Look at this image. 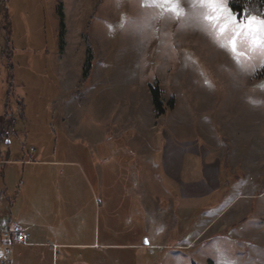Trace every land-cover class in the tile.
Listing matches in <instances>:
<instances>
[{
  "label": "rangeland",
  "instance_id": "1",
  "mask_svg": "<svg viewBox=\"0 0 264 264\" xmlns=\"http://www.w3.org/2000/svg\"><path fill=\"white\" fill-rule=\"evenodd\" d=\"M180 3L187 16L176 19L161 18L143 0H0V121L6 113L17 121L10 144L0 145L14 161L0 178V236L17 214L19 162L34 159L49 162L57 181L49 193L66 224L77 204L83 218L90 215L87 232L67 234V241L98 237L113 245L97 264H264V58L252 55L241 67L189 0ZM88 44L93 60L85 79ZM151 85L161 90L163 115ZM182 131L190 146L207 131L222 159L215 206H203L210 199L203 192L180 198L160 167L158 150ZM26 229L31 244L0 240V257L47 264L36 255L51 250L32 251ZM65 251L55 250L53 264H63Z\"/></svg>",
  "mask_w": 264,
  "mask_h": 264
},
{
  "label": "crops",
  "instance_id": "2",
  "mask_svg": "<svg viewBox=\"0 0 264 264\" xmlns=\"http://www.w3.org/2000/svg\"><path fill=\"white\" fill-rule=\"evenodd\" d=\"M255 110L256 108L254 109V111ZM256 116L257 114H255V117L253 118H256ZM2 123L3 120L0 121V124ZM179 133L182 134H177L178 136H180L179 138L181 139V142L178 138V140L170 141L171 143L169 142L163 149L158 150V155H161L159 160L160 167L165 169L167 176L169 177V179H171L172 185H176V187H178L180 198L188 199L189 192H203V194H207V196H209L210 194L209 202H207L203 206L216 204V201L221 193L224 184L223 177L225 176V174L223 173L222 159H218L216 156H214V151L210 146L211 144H207L210 143L207 138H205L207 136V131L202 132L203 136L198 140L196 146L189 145L188 133L183 131ZM4 144L5 143H2V145ZM6 144H10V142L8 141ZM9 155L10 153L8 154V156ZM0 160H8V163H14V161L9 160V157L5 158L1 154ZM38 162L41 161H34V159H30L19 162L22 179L18 182V195L12 202V206H16V204H18V208L17 214L16 210H14V213H12L13 215L11 214L10 220L14 219V221H18L26 228L29 227L31 229V231L33 232V245L30 246L33 247L32 251L38 253L41 247H49V249L52 251V256L50 253L51 251L39 253V256L37 254V261H39V263H42L43 260H48L47 264H50L49 262H51L52 259L51 264H53L58 258V256H56L54 252L59 248L66 250L65 254H68V257L71 258L74 262L83 261L84 264H97L99 261V263H101V259L98 260V257H101L102 252L113 245L102 243L98 237H96V239L95 237L93 239L91 238L88 240V242L74 243L67 241V234H81L87 232L89 223L91 225L90 215H88L87 217L88 220L86 219V217L83 218L82 215L84 214L82 213L81 205L77 204V207L79 206L78 211L75 212V215H72V220L70 218L71 223L68 222V225L66 224L64 216L60 217L61 211L59 210V208H57V204L53 202L57 198L53 196L52 200V197L49 193L48 187L52 185L53 187H55L54 185L57 182L54 181V177H52V175L47 170L49 162L45 161L47 162L45 164H39ZM50 163L53 164V162ZM24 164L33 167L31 169L26 168L25 170L23 168ZM40 166H46L43 172ZM4 169L5 167L2 169L0 178H2L4 175ZM28 173L32 176H35V178H29ZM174 192L175 191H173V193ZM163 200H159V202L166 203V201H168ZM167 204L166 205L169 206V202H167ZM166 205L165 207H167ZM67 207L69 210L70 205L68 204ZM149 207L143 205V208L147 213L149 211ZM181 209L182 207L180 205L178 210ZM175 210L177 212L176 208ZM65 214L66 219L68 220L69 216L67 212H65ZM150 224L151 223L149 220V223L147 225L150 226ZM92 227L93 226H91V233L94 232ZM171 232H175V230H171ZM0 240L4 243V245H18L11 244L5 241L2 237V234L0 236ZM47 255L49 256L50 261L46 258ZM103 255L105 256L104 253ZM69 258L67 260H64L63 264H69Z\"/></svg>",
  "mask_w": 264,
  "mask_h": 264
},
{
  "label": "snow or ice",
  "instance_id": "3",
  "mask_svg": "<svg viewBox=\"0 0 264 264\" xmlns=\"http://www.w3.org/2000/svg\"><path fill=\"white\" fill-rule=\"evenodd\" d=\"M189 2L199 13V20L205 30L218 46L232 55L238 65L243 67L242 62L250 60L252 55L264 58V18L251 15L238 18V14L227 7V0H189ZM143 6L158 9L161 18L165 15L176 19L187 16L180 0H143Z\"/></svg>",
  "mask_w": 264,
  "mask_h": 264
},
{
  "label": "trees",
  "instance_id": "4",
  "mask_svg": "<svg viewBox=\"0 0 264 264\" xmlns=\"http://www.w3.org/2000/svg\"><path fill=\"white\" fill-rule=\"evenodd\" d=\"M6 5V4H5ZM230 5L231 8L234 12H236L238 14L239 17H243L244 15H259L261 17L264 18V0H231L230 1ZM2 11H4V16L3 18L6 17V22H7V17H9V9H3ZM63 14L61 13V18H62V26L64 25V21H63ZM8 41V38H7ZM6 47H8V43L6 44ZM11 53V51H10ZM13 53V52H12ZM92 60H93V50L90 44H88V58H87V62L85 64V68H84V74L83 77L85 79H88L90 76V73L92 71ZM10 69H11V73L12 75L10 76V86L9 87H13V83L12 80L14 78V74H13V66L10 65ZM150 91L152 93V97H153V104L155 107V110L157 112L158 115H163L165 112L164 106H163V102H162V93L161 90L159 89V87L156 86H150ZM7 94H10V89H8ZM17 114H21L23 116V109L24 107L20 106V104H22V102L20 100H17ZM170 105L172 106V102H170ZM8 114L6 113L3 116V123L0 124V129L1 128H10V125L12 124V120H14V118H7ZM16 117V116H15ZM216 204H212L209 205L211 206H215ZM174 245V244H172ZM171 245V246H172ZM68 254L63 255V260H67L69 257ZM69 261H71V264H84L83 261H78V262H74L72 261L71 258H69ZM89 264V263H88Z\"/></svg>",
  "mask_w": 264,
  "mask_h": 264
},
{
  "label": "built area",
  "instance_id": "5",
  "mask_svg": "<svg viewBox=\"0 0 264 264\" xmlns=\"http://www.w3.org/2000/svg\"><path fill=\"white\" fill-rule=\"evenodd\" d=\"M16 124V120H12V126L8 129L3 128L0 132V144L5 143L10 140L13 135L12 127ZM30 153H35V148L30 149ZM8 163L6 160H0V175L2 173V169ZM2 237L5 241L11 244L18 245H29L32 240V233L27 230L20 222L18 221H10L6 225V227L2 230ZM0 264H11L7 257H0Z\"/></svg>",
  "mask_w": 264,
  "mask_h": 264
},
{
  "label": "water",
  "instance_id": "6",
  "mask_svg": "<svg viewBox=\"0 0 264 264\" xmlns=\"http://www.w3.org/2000/svg\"><path fill=\"white\" fill-rule=\"evenodd\" d=\"M145 244H147V245H148V242L146 241V242H145Z\"/></svg>",
  "mask_w": 264,
  "mask_h": 264
}]
</instances>
